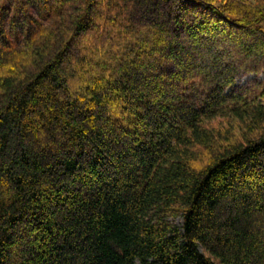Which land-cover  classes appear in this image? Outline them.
Returning <instances> with one entry per match:
<instances>
[{"label":"trees","instance_id":"1","mask_svg":"<svg viewBox=\"0 0 264 264\" xmlns=\"http://www.w3.org/2000/svg\"><path fill=\"white\" fill-rule=\"evenodd\" d=\"M264 0H0V264H264Z\"/></svg>","mask_w":264,"mask_h":264},{"label":"rangeland","instance_id":"2","mask_svg":"<svg viewBox=\"0 0 264 264\" xmlns=\"http://www.w3.org/2000/svg\"><path fill=\"white\" fill-rule=\"evenodd\" d=\"M264 81V73L263 74H255V73H248L243 74L236 82L235 86L233 88H230L228 91L232 90H239L242 87L249 86L253 84L254 82H263Z\"/></svg>","mask_w":264,"mask_h":264}]
</instances>
